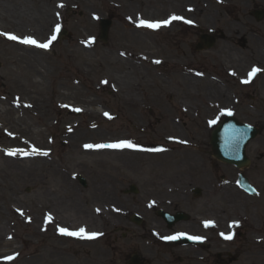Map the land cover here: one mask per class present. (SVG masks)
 <instances>
[{
	"label": "rangeland",
	"instance_id": "rangeland-1",
	"mask_svg": "<svg viewBox=\"0 0 264 264\" xmlns=\"http://www.w3.org/2000/svg\"><path fill=\"white\" fill-rule=\"evenodd\" d=\"M60 1L64 4L58 7L55 0H0V5L8 4L27 13L48 6L52 12L59 13L46 31L49 33L53 25L59 26V31L54 33V44L37 54L41 61L39 74L29 70L27 62L20 59L24 52L16 50L15 41L0 35V149L5 147L11 153L14 144L27 140L30 142L25 150L31 152L26 163L20 164L23 169L17 172L10 171L0 158V234L3 236L0 255L6 254L0 264H76L72 253L70 256L57 253L66 252V246L73 250V242L84 238L62 239L56 234L55 223L99 231L101 236L90 244H76L89 250V256L97 254L95 261L103 264L104 251L109 252L107 240L111 227L125 224L128 215L140 209L145 180L153 182L164 177L170 165L180 161H196L198 166L206 167L212 159L205 130L211 112L207 103L210 81L206 77L210 75L207 52L196 51L189 36V40H182L179 55L175 56L163 36L173 39L177 20H172L169 28L143 31L144 42L136 38L139 33L134 31L136 20L191 16L193 0ZM196 1L198 23L204 27L208 8L203 0ZM165 11L170 12L166 15ZM125 15L131 22L122 19ZM100 18L111 21L106 42L99 40ZM124 21L128 22L127 26ZM18 26L6 24L0 33L37 35H33L34 30H21L22 33ZM36 37L45 38L46 34ZM135 52L153 58H136ZM110 54L126 60V65L111 64ZM127 71L129 80L113 79ZM29 80L39 82V95L34 94L38 101L30 110L16 111L18 103L12 95L30 89L26 84ZM113 87L119 91H112ZM65 92L79 93L77 98L97 99L101 103L99 110L104 109L107 115L99 118L84 115L82 109H74L73 100L62 102ZM20 98L28 101L26 93H20ZM132 101L136 103L132 105ZM41 105L49 112L48 117L40 112ZM26 125H29L27 133L17 131V127L24 129ZM69 125L74 126L70 133L84 135L82 140L100 143L123 138L134 147H123L129 151L123 156L76 150L65 145ZM10 131L17 133V140L11 141ZM35 142L42 146V153L48 152V165L40 166V161L46 162L48 158L33 152L31 143ZM103 160L108 163H101ZM162 165L166 167L161 169ZM25 166L32 169L26 170ZM47 166L49 170L45 171ZM42 172L46 176L43 179ZM34 176L42 181L37 182ZM78 176L84 179L85 186ZM129 183L138 187V195L122 193ZM148 185L152 190L158 189L155 183ZM160 191L151 195H161ZM110 201L116 204L115 208L110 206ZM49 210L57 216L48 214V217ZM50 218L53 221H48ZM9 256L14 258L7 260ZM245 264H264V256L259 262Z\"/></svg>",
	"mask_w": 264,
	"mask_h": 264
},
{
	"label": "flooded vegetation",
	"instance_id": "flooded-vegetation-1",
	"mask_svg": "<svg viewBox=\"0 0 264 264\" xmlns=\"http://www.w3.org/2000/svg\"><path fill=\"white\" fill-rule=\"evenodd\" d=\"M203 1L204 27L193 0V23L177 21L173 39H163L176 56L182 40L192 36L195 49L206 34L211 112L205 130L210 135L221 122L224 133L255 134L245 150L248 163L240 168L212 158L202 167L180 161L164 177L145 180L140 209L111 227L103 264H245L264 256V0ZM253 68L260 71L250 76ZM157 190L161 195H151ZM172 236L177 238L165 239ZM91 242L76 240L73 250L66 246L57 255L72 253L76 264H92L99 256L76 244Z\"/></svg>",
	"mask_w": 264,
	"mask_h": 264
},
{
	"label": "bare ground",
	"instance_id": "bare-ground-1",
	"mask_svg": "<svg viewBox=\"0 0 264 264\" xmlns=\"http://www.w3.org/2000/svg\"><path fill=\"white\" fill-rule=\"evenodd\" d=\"M55 1H56L55 2L56 6H58V7L64 4L60 0H55ZM74 1L80 2V0H74ZM0 6H1L0 28L2 26H6V24H9L10 26H14L15 24H17V25H19L17 28L18 31L22 30V31L30 32V30H34L35 33H33V35H35L37 33L36 36H39V34L41 36L46 34L45 38L38 39L36 36L33 37L29 34L28 35H20V32H17L18 34L12 33L13 35H16L17 37H20V38L32 37L38 43H47L51 39V37L54 36L57 25L51 26V28H49V30H50L49 33H46V31L48 30L49 24H52L55 22L54 15H56V17H57L59 15V13H55L54 11L52 12L51 9H49V6L47 8H40L39 7L35 10V12H32V13H27L25 11H21L17 7H12V6L9 7L8 4H2ZM111 6H115V4H111ZM169 12L170 11H165V14L167 15V13H169ZM150 15H154V14H150ZM53 19H54V22H53ZM122 19L126 20V21L127 20L130 21V18L128 15L123 16ZM143 20L149 21L148 18H144ZM156 20L163 21V20H167V19L166 18H161V19L157 18ZM123 24H124V26H127L128 22L124 21ZM138 25H139V21L136 20V23H135L136 29H134V31L139 33V34H136V38L139 41L144 42L145 38L142 36L141 33H143V31H146V30L153 32V29L138 26ZM164 27H166V26H164ZM14 41L16 43V46H15L17 48L16 50L17 51L22 50L24 52L22 55H19L20 59L27 62L29 70L32 69L34 72H36V74H39L38 72H40V71L38 70V68H39V63L41 61L37 57V54L46 51V49L40 48V47H37L34 45L20 43L16 40H14ZM53 44H54V40L51 42V44L48 48L52 47ZM152 54H155L154 51L152 52ZM134 55L136 58H141V59H145V60H150L151 58H153L151 56H150V58H148L147 56H142V55L138 54L137 52H135ZM109 59H111V61H109L111 64L121 63L123 65H126V60H122L114 54H110ZM131 68L135 69V67L133 65H131ZM39 69L41 70V68H39ZM128 69H129V67H128ZM126 73L124 74V76L119 75L117 78H113V79H117L119 81H123V79L129 80L130 79V76H129L130 73L128 71ZM26 84L30 87V89H32V91H30V89H23L24 92L21 91L20 93L21 94L26 93L28 101H25L24 99H21V98L18 99V97L20 95L19 92L12 95L13 99L18 103V105L16 107V111L19 110V112H21L23 110H30V109L34 108V105L38 101V99L36 98V96L34 94L39 95V88H37L39 86V82H37L35 80H33V81L29 80V82H26ZM117 85L118 84L116 83V86ZM128 85H130V84H128ZM131 85H133V84H131ZM21 87H23V86H21ZM112 91H119V89L117 87H113ZM40 95H41V93H40ZM78 95H79V93H76V92H69V93L65 92L61 96L62 102H64L65 100H68V99L73 100L74 102L72 104H73L74 108L82 109V111H83L82 113L84 115L92 117V118H99V117L104 115V113H105L104 109L99 110V106L101 105V103H99L97 101V99H95L93 97H83V98L79 97V98H77ZM130 103L132 105H134L136 103V101H132ZM70 104H71L70 102H67V105H70ZM183 107L186 108L185 103H184ZM10 110H12V109L10 108L5 113L6 114L10 113L9 112ZM1 111L3 112L2 109H1ZM40 112L42 113L43 116H47V117L49 116V112H47L42 107V105L40 106ZM14 120L15 119L13 118V120L11 122H14ZM73 129H74L73 125L66 126V130L69 133L66 134V139H65L66 144L65 145H72V146H74V148L76 150H81L83 152L86 151L87 153H93V151H96V153L101 154V155L116 154V155L123 156V155H126L127 153H129L128 150H124L122 148L97 147V145H109V144L119 143L121 141H124L123 138H118L116 140L106 139L100 143H93V141H91L89 139L82 140L81 138L84 135L79 136L76 133H73V132L70 133L71 131H73ZM28 130H29V125H26V127L24 129L17 127V131L21 132L22 134L27 133ZM11 134L13 135V138H11V141L17 140L15 138V137H17V133L11 132ZM29 142L30 141H27V140H19V142L17 144H14L15 148L13 150H11V153H14V154H9L8 152H6L7 148H5V147L0 149V158L3 161V163H6V166L10 171L12 170L14 172H17L20 168L23 169L24 166L20 165V164L26 163V161H27L26 158L28 156H30V154H31V152H28L25 150V148L29 147L27 144ZM38 144H39V142L38 143L37 142L31 143L32 147L37 149V152L39 154H41L43 149L40 148L42 146H40ZM87 145H92V147H87ZM47 154H48V152H47ZM44 157H47L48 161L45 162V161L41 160L40 166L43 165V163L44 164L46 163V165H48L47 163H49V155H45ZM100 162L101 163H108V160H103ZM25 168H26V170L32 169L31 167H27V166H25ZM48 170H49V166H47V169H45V171H48ZM40 176L42 179H43V177H46L43 172L40 174ZM33 178L35 179V176ZM42 179L38 178V180H36V179L35 180L40 183L42 181ZM46 204L49 206V202H46ZM48 214L56 215L51 210H49V213H47V216L49 217ZM48 221H49V219H48ZM85 221H87V219H85ZM72 224H74V222ZM74 226H76V225H74ZM73 228H77L78 230L80 229V227H73ZM84 229H86V228H84ZM0 232H1V227H0ZM0 238H3V236L1 234H0ZM6 244L10 245L9 243H6ZM9 253H11V252H9ZM5 255L6 254H4V256ZM4 256L0 255V261L4 260Z\"/></svg>",
	"mask_w": 264,
	"mask_h": 264
},
{
	"label": "snow or ice",
	"instance_id": "snow-or-ice-1",
	"mask_svg": "<svg viewBox=\"0 0 264 264\" xmlns=\"http://www.w3.org/2000/svg\"><path fill=\"white\" fill-rule=\"evenodd\" d=\"M63 6V5H61ZM178 19H182V17H178V16H172L170 20H163V21H156V22H151V21H147V20H143L141 19L139 21V25L138 26H142V27H147L150 29H158L162 26H168L172 20H178ZM188 23H191V21H188ZM56 31H59V26H57ZM0 35H4L7 36L8 39H12V40H16L20 43H24V44H29V45H34L40 48H44L47 49L51 42L53 40L56 39L55 36H52L51 39L47 42V43H38L34 38L32 37H17L16 35L13 34H9V33H0ZM156 63H160V61H156ZM260 69L258 68H253L252 72L249 73L250 76H254L257 72H259ZM247 82V81H246ZM77 111H79V109H77ZM105 115H107V113H105ZM87 147H92V145H87ZM97 147H111V148H123V147H134V145L130 142V141H121L119 143L116 144H109V145H97ZM37 149H33V152H36ZM9 154H14V153H9ZM43 155H47V152H43L41 153ZM61 234H65V235H69V236H77V237H87V238H95L98 234L97 233H91L90 235L86 232V230L84 228H80L78 231H68L67 229L61 228L60 229ZM177 237L172 236V237H165V239H176ZM193 239H199L198 237H192ZM226 239H231V236H226ZM14 257H6L7 260H12Z\"/></svg>",
	"mask_w": 264,
	"mask_h": 264
},
{
	"label": "water",
	"instance_id": "water-1",
	"mask_svg": "<svg viewBox=\"0 0 264 264\" xmlns=\"http://www.w3.org/2000/svg\"><path fill=\"white\" fill-rule=\"evenodd\" d=\"M108 26H109V22H106V21L101 22L102 38H105ZM212 142H213V153L216 157L223 158L224 154L226 153V155L229 156L230 159L234 158V154H236L237 148L230 147L229 148L230 151L224 152L223 138H222V135L219 134L218 131L214 132Z\"/></svg>",
	"mask_w": 264,
	"mask_h": 264
}]
</instances>
